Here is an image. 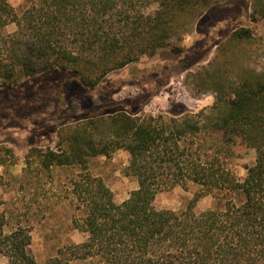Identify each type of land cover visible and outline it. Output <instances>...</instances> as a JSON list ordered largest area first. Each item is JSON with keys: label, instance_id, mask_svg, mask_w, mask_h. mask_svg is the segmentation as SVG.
<instances>
[{"label": "trees", "instance_id": "16d2710c", "mask_svg": "<svg viewBox=\"0 0 264 264\" xmlns=\"http://www.w3.org/2000/svg\"><path fill=\"white\" fill-rule=\"evenodd\" d=\"M237 5L250 10L252 22L264 18V0H34L20 14L0 0V86H27L40 76L49 86L41 95L50 91L58 99L71 76L100 88L107 77L143 56H160L173 38ZM10 24L16 30L4 34ZM252 37L248 27L230 34L236 42ZM138 112L62 125L56 149L41 150L44 170L77 169L70 180L71 224L84 235L41 264H264V73L240 76L228 98L197 114ZM241 146L255 151L242 179L229 167ZM118 150L128 153L125 175L138 184L120 204L88 172L90 160ZM177 186L192 192L186 207L156 209V195ZM205 197L221 208L197 210ZM7 226L0 213V260L38 264L28 252L29 231Z\"/></svg>", "mask_w": 264, "mask_h": 264}, {"label": "rangeland", "instance_id": "374dc122", "mask_svg": "<svg viewBox=\"0 0 264 264\" xmlns=\"http://www.w3.org/2000/svg\"><path fill=\"white\" fill-rule=\"evenodd\" d=\"M32 1L7 0L17 14ZM242 8L215 12L209 22L195 24L179 39L173 38L160 56L141 57L116 77H107L100 88H88L71 76L60 101L50 91L41 95L49 86L40 76L27 86H0V213L8 219V230L19 225L29 231L28 252L38 264L53 257L58 248L84 239L71 224L75 200L70 180L77 169L44 170L41 150L56 149L59 128L78 119L121 110L168 118L197 114L211 108L219 97L228 98L240 76L264 73V18L252 22L250 10ZM241 27L250 28L253 37L231 40L232 31ZM15 30L10 24L3 33ZM239 151L240 157L231 159L229 167L242 179L245 166L254 163L255 151L245 146ZM128 164L129 155L123 150L89 162L88 172L102 179L118 204L138 188L137 180L125 175ZM191 199L190 190L177 186L159 192L153 205L179 211ZM212 207L221 205L211 197L197 203V210Z\"/></svg>", "mask_w": 264, "mask_h": 264}]
</instances>
